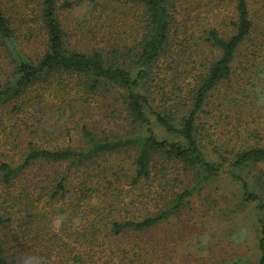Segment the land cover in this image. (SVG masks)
<instances>
[{
    "label": "trees",
    "instance_id": "1",
    "mask_svg": "<svg viewBox=\"0 0 264 264\" xmlns=\"http://www.w3.org/2000/svg\"><path fill=\"white\" fill-rule=\"evenodd\" d=\"M212 2L199 23L178 0H0V264H264V124L246 132L264 23L250 0ZM28 16L39 51L18 38ZM94 99L115 130L94 127ZM184 211L187 263L165 229ZM250 232L249 254L212 255Z\"/></svg>",
    "mask_w": 264,
    "mask_h": 264
},
{
    "label": "rangeland",
    "instance_id": "2",
    "mask_svg": "<svg viewBox=\"0 0 264 264\" xmlns=\"http://www.w3.org/2000/svg\"><path fill=\"white\" fill-rule=\"evenodd\" d=\"M12 2L18 6L20 5L21 10H23L22 5L28 4L29 0H12ZM250 2H251L252 12L255 15V17L258 18L260 23H264V0H250ZM178 3H179L178 10L179 12L183 14H186L187 12H192V11H199L200 13L196 15L197 19H199L198 20L199 23H208L210 21H214V19L210 17L211 13L216 12V9H215L216 5L214 2H212V0H178ZM80 13H82L81 10H77L75 12V15L77 16ZM206 16H208L209 18ZM189 17H191V15ZM184 19L185 17L181 16L179 20H177L178 27H180V32L182 33H184V29L186 28V26L190 25L189 22L187 24L184 22H181ZM25 21L26 22L21 27V30L19 32L20 35L18 36V38H19L20 43L25 45V49H26L27 47L26 38H25V33L27 32L26 28H28L29 26H32L33 23L30 21V16L26 17ZM260 38L261 36L258 37L259 40ZM40 39L42 38L40 37ZM41 49H42V46L40 45V41L37 39L33 40L30 43V46L27 47V50H32V52L39 51ZM249 57H250V52L248 49H246V62L249 59ZM163 60L160 62V67L163 70H166L165 68H167L166 66L168 64V61L165 60L164 58ZM247 87L248 86H246V88ZM105 103L106 101L103 102L102 100L94 99V102H93L94 111L93 112L96 113L95 116L93 117L95 120L93 121L94 127L95 128L100 127L101 129L103 128L107 129L109 126H111V129L115 130L116 125L118 124L119 120L117 118H114L112 120L107 119L105 115H107L109 111L105 113L101 112L102 110L105 109ZM263 124H264V110L263 109H261L260 111L251 110L249 106H246V132L252 133L255 131L259 133V128ZM221 129H223V131L225 132V131L231 130L232 128L230 126H227V127H221ZM228 137H230V133L228 134ZM218 190L219 189L217 188V184H213L205 188V190L201 192L199 195H195L194 197L195 199H193L192 201V205L195 208V210L197 209L199 211L201 209L200 204L202 203V200H201L202 197H207V195L210 194L211 197L214 199L216 194L218 193ZM196 215L197 213L195 212L194 216L190 219V215H188L186 211H184L182 213L180 220L174 219L170 223H168L165 227L166 232L171 234L172 239L175 238V234L173 233L175 230L179 231V234L182 235V237H184V240H176V239L174 240H176V246L179 247V252H177L178 255L181 257L182 255L185 256L186 263L188 260L192 258L193 260H195L196 256L198 255V251L196 250L197 240L195 239L196 230L194 229L195 227L194 228L192 227L193 229L191 228V226H196L192 224V223H196V219H197ZM221 229H222V226H217V225L206 228V230H209L210 232L217 233V234L221 233ZM7 233H8V237L10 238V235H11L10 231H8ZM188 233L192 234L193 238H191L188 235ZM255 237L257 238L255 233H252V232L248 233L246 238L243 239V242L245 243H243V245L241 246H237L236 243H233V242H227V240L220 241V244L214 249L212 255L214 256L216 255L217 258L231 257L236 251L242 252V250H245V249L247 251V254H249L250 247L252 246V243L255 242ZM170 243L173 244L172 241H170ZM186 248L191 250V254H189L190 252H188Z\"/></svg>",
    "mask_w": 264,
    "mask_h": 264
}]
</instances>
